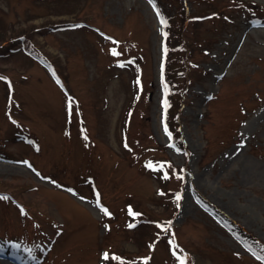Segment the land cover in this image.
<instances>
[{
  "label": "rangeland",
  "instance_id": "rangeland-1",
  "mask_svg": "<svg viewBox=\"0 0 264 264\" xmlns=\"http://www.w3.org/2000/svg\"><path fill=\"white\" fill-rule=\"evenodd\" d=\"M0 37V264H264V0H0Z\"/></svg>",
  "mask_w": 264,
  "mask_h": 264
},
{
  "label": "trees",
  "instance_id": "trees-1",
  "mask_svg": "<svg viewBox=\"0 0 264 264\" xmlns=\"http://www.w3.org/2000/svg\"><path fill=\"white\" fill-rule=\"evenodd\" d=\"M179 12L180 15H183L182 19H180L182 21V25L180 26L178 24H181V21L177 24V21L172 19L173 18L172 15L165 16V21L167 27L168 28L170 27V31L166 29V38L168 41L167 43H165L166 55L163 58V64L161 70V79L165 89L164 117L166 118L167 127L172 136L173 133L171 132L170 121L174 119V115L176 113L177 107L180 104L178 100L179 97L181 96L180 91L183 90V86H184L183 84L185 80L184 76L186 70V64H184V62L186 61V59H188L189 61L192 60V54L189 52L187 54L185 52L186 48L185 45L183 46V41L180 37L181 29L184 23V16H185V12L183 11V9H181L180 6H179ZM190 17H192V15ZM171 31L172 34L176 36L175 40L168 39L167 35L169 33L171 34ZM165 101L167 102L166 105H165Z\"/></svg>",
  "mask_w": 264,
  "mask_h": 264
},
{
  "label": "snow or ice",
  "instance_id": "snow-or-ice-1",
  "mask_svg": "<svg viewBox=\"0 0 264 264\" xmlns=\"http://www.w3.org/2000/svg\"><path fill=\"white\" fill-rule=\"evenodd\" d=\"M150 2H151V0H150ZM157 15H159V13H158ZM161 23L164 24V23H166V21L161 20ZM74 27H79V25H75ZM165 35H166V34H165ZM112 55H114V56H118L119 53H118L115 49H113V50H112ZM119 66L123 67L124 65L121 64V65H119ZM0 79H3V77H0ZM166 103H167V102L165 101V105H166ZM68 107H69V111H70V113H71V107H72V101H71V100H69V102H68ZM165 130L167 131L166 128H165ZM85 139H87V137H85ZM164 178H167V174H165V177H164ZM0 199H7V197H0ZM176 199H177V201H179V199H180L179 195L177 196ZM97 204L99 205V200H97ZM103 212H104L106 215L109 214L108 211H107V209H103ZM132 226H133V225H129V227H132ZM108 258H109L108 253H105V254H104V259L107 260ZM114 259H116V258L114 257ZM260 259H264V257H260ZM181 264H184V262L181 261Z\"/></svg>",
  "mask_w": 264,
  "mask_h": 264
}]
</instances>
